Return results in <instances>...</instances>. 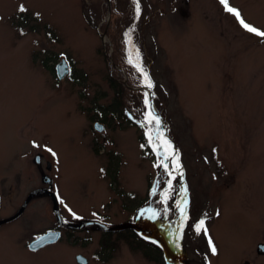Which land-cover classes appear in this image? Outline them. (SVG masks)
Here are the masks:
<instances>
[{"label": "rangeland", "instance_id": "rangeland-1", "mask_svg": "<svg viewBox=\"0 0 264 264\" xmlns=\"http://www.w3.org/2000/svg\"><path fill=\"white\" fill-rule=\"evenodd\" d=\"M138 2L139 15L135 0H0V218L48 176L67 221L134 223L171 240L175 264H264V37L220 0ZM228 5L264 31V0ZM145 93L166 128L148 123ZM54 224L50 196L33 195L0 227V264H165L129 230L96 226L31 252Z\"/></svg>", "mask_w": 264, "mask_h": 264}, {"label": "water", "instance_id": "water-1", "mask_svg": "<svg viewBox=\"0 0 264 264\" xmlns=\"http://www.w3.org/2000/svg\"><path fill=\"white\" fill-rule=\"evenodd\" d=\"M55 72H56V76L58 79H63L69 72V67L68 65L66 64L65 60H60L59 62H57L55 64ZM150 103H152L151 99H150ZM160 117L159 114H157ZM164 126L166 125L165 121L162 120ZM100 129V128H99ZM38 160V159H37ZM47 169L49 170L50 169V165L48 164L47 166ZM44 181L46 183H48L50 181L49 177H45L44 178ZM36 192V191H35ZM35 192H32L28 197L27 199L25 200V202L23 203V209L25 207V205L27 204V202L29 201V199L31 198V196L35 193ZM51 193V192H50ZM52 197H53V203H54V212H55V216L57 218V221L61 224H65V225H71V226H78L77 224H72V223H68V222H65L61 216H60V213H59V210L56 209V204H55V196L53 193H51ZM21 210H19L15 215H13L10 219H13L14 217L18 216L20 214ZM94 223H97V222H86L82 225H79L78 227H84V226H87V225H91V224H94ZM99 224V223H98ZM105 230H108V231H116V230H123V229H128V228H131L132 230H134L141 238H143L145 241L147 242H150L152 244H155L157 245L159 248H161L164 252V255H165V261H166V264H171L170 260H172V255H171V249L169 248V245L165 242H163L158 236H151L143 231L140 230V228L135 225V224H132V223H128V224H122L120 226H117V227H107L105 226L104 224H100ZM59 237V232H47L41 236H39L37 239H35L34 241H32L30 244H29V249L30 250H37L39 249L40 247L46 245V244H50V243H54L57 241ZM256 252L258 254H264V243H259L257 245V249H256ZM76 261L79 263V264H87V260L82 257L81 255H77L76 256ZM245 264H249V263H245Z\"/></svg>", "mask_w": 264, "mask_h": 264}, {"label": "snow or ice", "instance_id": "snow-or-ice-1", "mask_svg": "<svg viewBox=\"0 0 264 264\" xmlns=\"http://www.w3.org/2000/svg\"><path fill=\"white\" fill-rule=\"evenodd\" d=\"M135 2H136V13H137V15H139V13H140L139 2H138V0H135ZM220 2L224 5L226 11H228L229 13H232L233 15L236 16L238 22L240 23V25H241L244 29H246L248 32H251V33L256 34L257 36L264 37V31H260V30H258L257 28H255V27L249 25L248 23H246V22L241 18V15H240L239 11H238L237 9L233 8V7H230V6L228 5V0H220ZM19 11L24 12V11H26V9L21 5L20 8H19ZM130 62H131V61H130ZM136 67L138 68L139 71H141V72L143 73V76H144V82H145V87L148 88V89L153 88V87H154V84H153V82L151 81V79L148 77L147 73H144V72H143V69L140 68L139 65H137ZM144 103H145V105H149V100H148V94H147V93H145V100H144ZM146 119H147L148 123H152V121H155L157 125L160 123L159 118H158L157 116L151 114V113H149V114L146 116ZM165 143L167 144L168 142L165 141ZM34 146H35V147H40V145H36L35 143H34ZM169 147H170V144H169ZM47 151H49L50 153H52V155H55V153L52 151V149L49 148V149H47ZM174 158H175V157H174ZM164 159L167 160V159H168V156L165 155ZM185 204H187V201H186V200H185ZM77 218H78V217H77ZM185 219H187V217H185ZM204 225H205V221H204L203 219H201L198 223H196V224L194 225V228H195V231L197 232V234H199L201 231H203L205 234H207V228L204 227ZM208 243H209V245H210V247H211V251H212V253L215 254V253H216V248H215V246L212 244V241H211L210 238H209V240H208Z\"/></svg>", "mask_w": 264, "mask_h": 264}, {"label": "trees", "instance_id": "trees-1", "mask_svg": "<svg viewBox=\"0 0 264 264\" xmlns=\"http://www.w3.org/2000/svg\"><path fill=\"white\" fill-rule=\"evenodd\" d=\"M134 86V85H133ZM130 89H124V93H123V95L124 94H126L128 91H129ZM122 91H123V89L121 90V92H120V90L117 92V95L115 96V99H117L118 98V95L119 94H121L122 93ZM137 93H139L138 91H137ZM113 109H112V111L113 112H119V110H120V108H119V104H117V102H113ZM122 116V115H121ZM143 132V131H142ZM170 135V134H169ZM170 137H172L171 135H170ZM140 142H141V149H142V152H143V155L145 156V157H147V158H152L153 156H154V154H153V149H151L150 147H149V144H148V142H147V139H146V137H144V135H140V140H139ZM132 235H134L135 236V234L132 232Z\"/></svg>", "mask_w": 264, "mask_h": 264}, {"label": "flooded vegetation", "instance_id": "flooded-vegetation-1", "mask_svg": "<svg viewBox=\"0 0 264 264\" xmlns=\"http://www.w3.org/2000/svg\"><path fill=\"white\" fill-rule=\"evenodd\" d=\"M36 162V161H35ZM39 163H40V161H39ZM38 163V164H39ZM41 189V188H40ZM40 193H44V194H46V195H48V196H50L49 195V193L48 192H46V191H41ZM35 195V194H34ZM33 198V196L30 198V200ZM50 198H51V196H50ZM29 200V201H30ZM51 200H52V198H51ZM28 201V202H29ZM0 202H1V193H0ZM53 203V202H52ZM28 204V203H27ZM27 204H26V206H27ZM26 206H25V208H26ZM20 210H21V212H20V214L17 216V217H15L14 219H12V220H10V221H6V222H4V223H1V221L2 220H5V219H7V218H9V217H3V218H0V227H2V226H4V225H6V224H9V223H11V222H13V221H15V220H17L18 218H20L22 215H23V212H24V210L25 209H23V202H22V205H21V207H20ZM11 217V216H10ZM77 228H66V227H62V226H60V225H56V224H54L51 228H49V229H47L46 231H56V230H59L60 232H61V237L63 236V234H64V232L65 231H74V230H76ZM79 229V228H78ZM85 228H83V229H81V230H84Z\"/></svg>", "mask_w": 264, "mask_h": 264}]
</instances>
